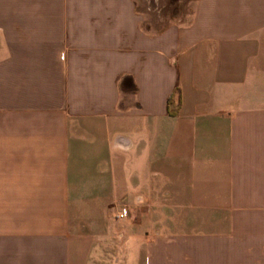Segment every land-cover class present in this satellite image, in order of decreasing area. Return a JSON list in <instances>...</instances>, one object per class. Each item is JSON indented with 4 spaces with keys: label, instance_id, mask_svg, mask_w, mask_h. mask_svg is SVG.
<instances>
[{
    "label": "crops",
    "instance_id": "crops-1",
    "mask_svg": "<svg viewBox=\"0 0 264 264\" xmlns=\"http://www.w3.org/2000/svg\"><path fill=\"white\" fill-rule=\"evenodd\" d=\"M161 1L0 0V264H264V0Z\"/></svg>",
    "mask_w": 264,
    "mask_h": 264
},
{
    "label": "rangeland",
    "instance_id": "rangeland-1",
    "mask_svg": "<svg viewBox=\"0 0 264 264\" xmlns=\"http://www.w3.org/2000/svg\"><path fill=\"white\" fill-rule=\"evenodd\" d=\"M148 5L151 7V9H156V10H165L168 8L170 5H174V3H165L164 1L161 0H148ZM167 5V7H166Z\"/></svg>",
    "mask_w": 264,
    "mask_h": 264
},
{
    "label": "built area",
    "instance_id": "built-area-1",
    "mask_svg": "<svg viewBox=\"0 0 264 264\" xmlns=\"http://www.w3.org/2000/svg\"><path fill=\"white\" fill-rule=\"evenodd\" d=\"M126 216V214H122V213H118L117 215H116V217H119V218H123V217H125Z\"/></svg>",
    "mask_w": 264,
    "mask_h": 264
}]
</instances>
